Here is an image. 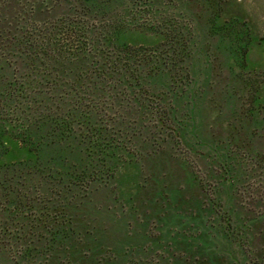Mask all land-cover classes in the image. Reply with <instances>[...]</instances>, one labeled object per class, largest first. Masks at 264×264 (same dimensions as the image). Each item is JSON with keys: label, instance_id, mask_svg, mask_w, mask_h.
Returning <instances> with one entry per match:
<instances>
[{"label": "rangeland", "instance_id": "374dc122", "mask_svg": "<svg viewBox=\"0 0 264 264\" xmlns=\"http://www.w3.org/2000/svg\"><path fill=\"white\" fill-rule=\"evenodd\" d=\"M19 160L0 264H264V0H0Z\"/></svg>", "mask_w": 264, "mask_h": 264}, {"label": "trees", "instance_id": "16d2710c", "mask_svg": "<svg viewBox=\"0 0 264 264\" xmlns=\"http://www.w3.org/2000/svg\"><path fill=\"white\" fill-rule=\"evenodd\" d=\"M33 62H34V60H31V62L28 61V63H27L28 67L32 68L30 70L31 74L37 73V70H35V69H37V67L33 65ZM34 77H35L34 81H32V78L27 79V82L29 83L28 86H30L32 82L35 83V84H33V86H38V85L43 84V80H42L41 76L39 77L40 79L36 78V76H34ZM41 135H42V137H45L43 134H41ZM44 140H45V138H44ZM40 142H42V140ZM35 161H37V159L33 160V162H35ZM27 168H31L30 160H26V161H20L19 160V161H13V162H0V190L5 189L6 187H10L9 181H11L12 179H14V177H16L17 172L22 171V170L27 169ZM42 224H43L42 228H40V224H37V226H39V227H37L36 229L39 230L38 232H39L40 236H43L46 234L45 235V237H46V236H48L47 233L50 230H52V228L50 225L47 227V225L44 224V222ZM36 229H35V232H37ZM51 232H52V235L50 236V238H52V240L49 243V249L55 248V245H56L55 241L60 240V238L54 233L55 231L52 230ZM57 243L60 244L61 242H57ZM54 251L51 250L50 252H48V255L50 257L49 264H57L58 262H56V261L60 259V257L55 256ZM29 264H31V262H29Z\"/></svg>", "mask_w": 264, "mask_h": 264}]
</instances>
